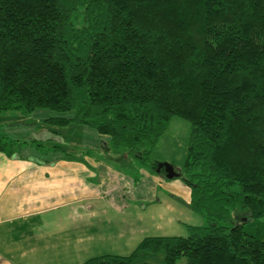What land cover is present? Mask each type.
I'll list each match as a JSON object with an SVG mask.
<instances>
[{
    "label": "trees",
    "instance_id": "trees-1",
    "mask_svg": "<svg viewBox=\"0 0 264 264\" xmlns=\"http://www.w3.org/2000/svg\"><path fill=\"white\" fill-rule=\"evenodd\" d=\"M37 109L106 136L134 180L190 124L178 179L204 224L82 264H264V0H0V114Z\"/></svg>",
    "mask_w": 264,
    "mask_h": 264
},
{
    "label": "crops",
    "instance_id": "crops-1",
    "mask_svg": "<svg viewBox=\"0 0 264 264\" xmlns=\"http://www.w3.org/2000/svg\"><path fill=\"white\" fill-rule=\"evenodd\" d=\"M33 116L0 114V138L17 142L10 155L0 152V264H82L126 256L147 223L141 202L154 200L155 189L188 204L181 185L144 170L134 180L96 148L65 154L61 132L80 125L40 124ZM48 143L53 146L46 148Z\"/></svg>",
    "mask_w": 264,
    "mask_h": 264
},
{
    "label": "rangeland",
    "instance_id": "rangeland-1",
    "mask_svg": "<svg viewBox=\"0 0 264 264\" xmlns=\"http://www.w3.org/2000/svg\"><path fill=\"white\" fill-rule=\"evenodd\" d=\"M5 113H20L15 110L7 111ZM34 119H40L41 121L35 120L36 123L46 124V118L53 116H64L71 117L72 112H66L64 114H57L56 112H52L45 109H37L34 110ZM51 125V124H49ZM54 126V125H52ZM59 127V126H57ZM75 127V126H72ZM76 128L83 129L85 132H79L75 130ZM76 128H72L67 134L66 130H61L65 132H61V137L65 140V144L68 147V151L64 148L65 154H73L72 151L78 149V155L83 154L85 151L94 152L96 148L97 154H100L101 157L105 158V150L102 144L107 143V137L103 135L97 134L93 129L88 128L86 126H77ZM190 133V124L177 116L171 117L166 125V128L159 136L155 144L150 150L148 155L149 163L154 165V169L146 171L148 174L153 176H158L164 179L168 173H171V178L168 179V182H176L181 185L183 189H187V187L178 179L180 174L182 173V166L185 159V154L188 145ZM53 144V143H52ZM91 144L92 148L89 146ZM71 145V147L69 146ZM53 146L48 143L46 148ZM64 147V143L62 144ZM35 148V147H34ZM71 150V151H70ZM75 154V153H74ZM48 153H39V156L48 158ZM77 155V154H76ZM169 167L171 172H166L165 167ZM136 171V178L138 181L141 179V174ZM158 174V175H157ZM163 176H162V175ZM130 178L132 176L128 175ZM135 177V176H134ZM167 181V180H166ZM188 190V189H187ZM155 199L146 201L145 203L141 202V204L145 208V219L147 221L146 225L142 230L141 234L136 235L133 246L131 247L133 250L140 240L143 238H152V237H183L188 234V227H196L202 226L204 221L201 216L196 213H193L187 207V201L182 198H174L172 196H167V194L163 195V193L159 190L155 189ZM137 205V204H136ZM139 207V206H137ZM169 208L171 211H169ZM156 212H159L161 218L158 220ZM141 222H136V227L141 225ZM148 225V226H147ZM128 253L127 255H129ZM126 255V256H127ZM96 264H99L96 262ZM158 264V263H153ZM174 264H185V260L183 257H180L175 261Z\"/></svg>",
    "mask_w": 264,
    "mask_h": 264
},
{
    "label": "water",
    "instance_id": "water-1",
    "mask_svg": "<svg viewBox=\"0 0 264 264\" xmlns=\"http://www.w3.org/2000/svg\"><path fill=\"white\" fill-rule=\"evenodd\" d=\"M165 171L168 173V172H171V170H170V168L167 166V167H165ZM172 176H171V173H168L167 175H166V178L167 179H170Z\"/></svg>",
    "mask_w": 264,
    "mask_h": 264
}]
</instances>
